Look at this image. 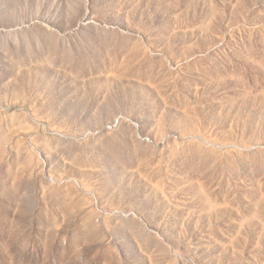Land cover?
<instances>
[{"label": "rangeland", "instance_id": "1", "mask_svg": "<svg viewBox=\"0 0 264 264\" xmlns=\"http://www.w3.org/2000/svg\"><path fill=\"white\" fill-rule=\"evenodd\" d=\"M0 264H264V0H0Z\"/></svg>", "mask_w": 264, "mask_h": 264}]
</instances>
